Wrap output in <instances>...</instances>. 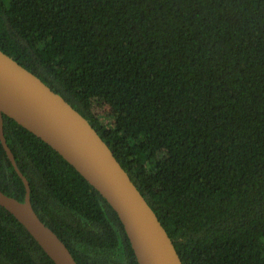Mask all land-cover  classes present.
I'll return each mask as SVG.
<instances>
[{
  "label": "trees",
  "instance_id": "obj_1",
  "mask_svg": "<svg viewBox=\"0 0 264 264\" xmlns=\"http://www.w3.org/2000/svg\"><path fill=\"white\" fill-rule=\"evenodd\" d=\"M0 49L88 119L183 264H264V0H0ZM4 132L78 264H139L99 191L6 115ZM0 189L25 198L1 141ZM0 264H55L2 206Z\"/></svg>",
  "mask_w": 264,
  "mask_h": 264
},
{
  "label": "water",
  "instance_id": "obj_2",
  "mask_svg": "<svg viewBox=\"0 0 264 264\" xmlns=\"http://www.w3.org/2000/svg\"><path fill=\"white\" fill-rule=\"evenodd\" d=\"M4 115L48 143L99 191L118 214L139 264H183L161 220L88 119L0 49V141L26 190L22 201L0 189V206L14 215L55 264L78 263L35 211L30 182L5 137Z\"/></svg>",
  "mask_w": 264,
  "mask_h": 264
},
{
  "label": "rangeland",
  "instance_id": "obj_3",
  "mask_svg": "<svg viewBox=\"0 0 264 264\" xmlns=\"http://www.w3.org/2000/svg\"><path fill=\"white\" fill-rule=\"evenodd\" d=\"M94 111L99 114H106L110 111V108L108 107V105L105 103L104 100L98 99L95 100Z\"/></svg>",
  "mask_w": 264,
  "mask_h": 264
}]
</instances>
